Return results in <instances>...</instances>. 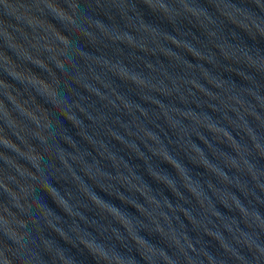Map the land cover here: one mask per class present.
Segmentation results:
<instances>
[{"label":"water","instance_id":"water-1","mask_svg":"<svg viewBox=\"0 0 264 264\" xmlns=\"http://www.w3.org/2000/svg\"><path fill=\"white\" fill-rule=\"evenodd\" d=\"M0 264H264V0H0Z\"/></svg>","mask_w":264,"mask_h":264}]
</instances>
